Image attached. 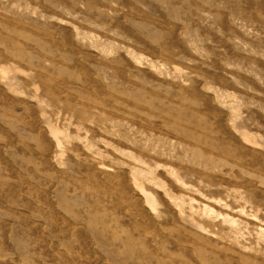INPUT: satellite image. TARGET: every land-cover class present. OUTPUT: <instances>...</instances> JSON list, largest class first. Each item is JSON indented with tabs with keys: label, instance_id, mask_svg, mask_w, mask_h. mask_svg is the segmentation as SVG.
Segmentation results:
<instances>
[{
	"label": "rangeland",
	"instance_id": "obj_1",
	"mask_svg": "<svg viewBox=\"0 0 264 264\" xmlns=\"http://www.w3.org/2000/svg\"><path fill=\"white\" fill-rule=\"evenodd\" d=\"M0 264H264V0H0Z\"/></svg>",
	"mask_w": 264,
	"mask_h": 264
}]
</instances>
